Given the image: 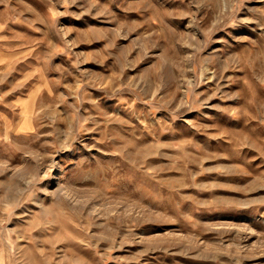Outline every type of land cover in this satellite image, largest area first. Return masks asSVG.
<instances>
[{"label":"rangeland","instance_id":"374dc122","mask_svg":"<svg viewBox=\"0 0 264 264\" xmlns=\"http://www.w3.org/2000/svg\"><path fill=\"white\" fill-rule=\"evenodd\" d=\"M0 264H264V0H0Z\"/></svg>","mask_w":264,"mask_h":264}]
</instances>
